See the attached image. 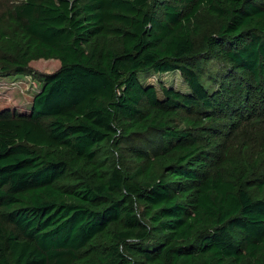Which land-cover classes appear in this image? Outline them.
Returning <instances> with one entry per match:
<instances>
[{
    "label": "trees",
    "instance_id": "1",
    "mask_svg": "<svg viewBox=\"0 0 264 264\" xmlns=\"http://www.w3.org/2000/svg\"><path fill=\"white\" fill-rule=\"evenodd\" d=\"M18 75L42 87L0 102V264H264V148L225 144L264 123V0H23L0 14Z\"/></svg>",
    "mask_w": 264,
    "mask_h": 264
},
{
    "label": "rangeland",
    "instance_id": "2",
    "mask_svg": "<svg viewBox=\"0 0 264 264\" xmlns=\"http://www.w3.org/2000/svg\"><path fill=\"white\" fill-rule=\"evenodd\" d=\"M23 0H0V14L7 12L13 5ZM34 70L40 72V74L52 73L60 67V63L56 60H41L33 65ZM206 74L204 76L205 83L211 87L214 82L211 79L216 77L220 64L217 61L208 62L205 65ZM139 79L143 85H153L156 87L159 97L164 98L163 92L160 86L173 88L176 91L182 93H189L188 86L184 82L180 72L169 74H158L153 71L140 74ZM42 84L34 77L30 75H18L11 77H0V102L8 101L13 106L21 109L22 111H29L35 95L41 89ZM228 138L225 141L229 147L234 144V151H238L239 145L251 140V145L247 156L252 158H258L257 154L264 148V123L262 122H243L238 123L232 130L226 129ZM161 141L160 135L151 134L149 140H136L134 144L141 146L145 149H152L157 146L156 143ZM260 160L261 169L260 173H264V156L258 158Z\"/></svg>",
    "mask_w": 264,
    "mask_h": 264
}]
</instances>
